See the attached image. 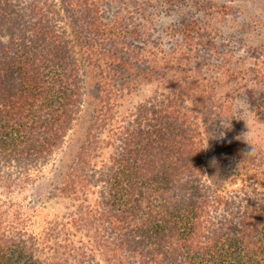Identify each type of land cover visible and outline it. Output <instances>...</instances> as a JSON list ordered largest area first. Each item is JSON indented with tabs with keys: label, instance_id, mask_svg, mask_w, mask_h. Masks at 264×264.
<instances>
[{
	"label": "trees",
	"instance_id": "trees-1",
	"mask_svg": "<svg viewBox=\"0 0 264 264\" xmlns=\"http://www.w3.org/2000/svg\"><path fill=\"white\" fill-rule=\"evenodd\" d=\"M187 2L0 0V264H264V20Z\"/></svg>",
	"mask_w": 264,
	"mask_h": 264
},
{
	"label": "rangeland",
	"instance_id": "rangeland-1",
	"mask_svg": "<svg viewBox=\"0 0 264 264\" xmlns=\"http://www.w3.org/2000/svg\"><path fill=\"white\" fill-rule=\"evenodd\" d=\"M238 5L242 9L241 17L244 21L252 16H259L261 20H264V3H257L256 0L254 2L251 0H239ZM255 27H257V24H255ZM50 174L51 166H48L44 170L42 181L35 189L25 190L16 196L22 202V209L28 215L27 217L30 218L29 222L32 227L39 228L45 220L61 211V203L46 198L47 184L43 179L49 177Z\"/></svg>",
	"mask_w": 264,
	"mask_h": 264
},
{
	"label": "clouds",
	"instance_id": "clouds-1",
	"mask_svg": "<svg viewBox=\"0 0 264 264\" xmlns=\"http://www.w3.org/2000/svg\"><path fill=\"white\" fill-rule=\"evenodd\" d=\"M195 11L196 9L194 7L193 0H188V2L184 4L178 3L173 7H169L167 3L163 4V6L160 9H158L153 16V20L156 26L161 29V32L159 33L161 37V42L166 43L167 41V33L163 30L179 24L183 17ZM229 22H231V17H229ZM221 30L222 32L226 33L230 29L227 25H225L221 27ZM246 107H247V101L245 99L237 100L234 104L235 114L233 116H239L241 118L246 119L245 116L243 115Z\"/></svg>",
	"mask_w": 264,
	"mask_h": 264
}]
</instances>
